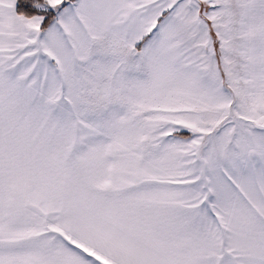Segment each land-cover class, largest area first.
Wrapping results in <instances>:
<instances>
[{
  "label": "snow or ice",
  "instance_id": "1",
  "mask_svg": "<svg viewBox=\"0 0 264 264\" xmlns=\"http://www.w3.org/2000/svg\"><path fill=\"white\" fill-rule=\"evenodd\" d=\"M0 264H264V0H0Z\"/></svg>",
  "mask_w": 264,
  "mask_h": 264
}]
</instances>
